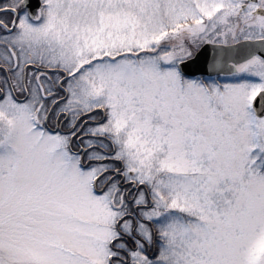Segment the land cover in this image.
I'll return each instance as SVG.
<instances>
[{
	"label": "snow or ice",
	"instance_id": "6c2138e0",
	"mask_svg": "<svg viewBox=\"0 0 264 264\" xmlns=\"http://www.w3.org/2000/svg\"><path fill=\"white\" fill-rule=\"evenodd\" d=\"M0 264H264V0H0Z\"/></svg>",
	"mask_w": 264,
	"mask_h": 264
}]
</instances>
